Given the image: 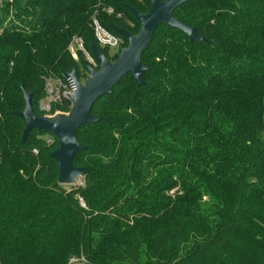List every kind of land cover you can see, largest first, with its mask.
I'll use <instances>...</instances> for the list:
<instances>
[{
    "label": "trees",
    "instance_id": "16d2710c",
    "mask_svg": "<svg viewBox=\"0 0 264 264\" xmlns=\"http://www.w3.org/2000/svg\"><path fill=\"white\" fill-rule=\"evenodd\" d=\"M128 5L145 12L150 0L0 3L1 263L264 264V0L175 7L201 39L155 27L144 83L124 74L78 127L80 185L58 183L53 135L33 128L21 141V86L42 114L45 78L72 68L80 78L91 64L71 54L73 37L116 58L127 40L115 27L140 26ZM94 17L120 36L112 53Z\"/></svg>",
    "mask_w": 264,
    "mask_h": 264
},
{
    "label": "water",
    "instance_id": "95a60500",
    "mask_svg": "<svg viewBox=\"0 0 264 264\" xmlns=\"http://www.w3.org/2000/svg\"><path fill=\"white\" fill-rule=\"evenodd\" d=\"M187 0H150L149 9L140 12L128 5L132 14L139 20L137 32H131L123 27L115 29L126 38V45L122 46L114 59H109L104 52L93 48V56L97 65L89 64L83 82L80 81L75 68L64 71L63 76L72 87L68 95L72 102L68 112H56L53 115L37 114L32 106V94L25 87L22 92L25 100L24 108L17 113L25 120L21 141L24 142L33 128L45 130L53 135L58 145L50 153L58 167V183L62 185H76L83 174L85 167L73 164V158L87 146L78 142V127L85 122H92L98 116L91 112L93 102L103 93L112 90L120 78L131 73L137 85L143 84V71L146 66L141 62V54L148 47L155 27L165 22L180 28L190 40L203 38L195 26L189 25L173 15V9Z\"/></svg>",
    "mask_w": 264,
    "mask_h": 264
},
{
    "label": "built area",
    "instance_id": "2783aa9c",
    "mask_svg": "<svg viewBox=\"0 0 264 264\" xmlns=\"http://www.w3.org/2000/svg\"><path fill=\"white\" fill-rule=\"evenodd\" d=\"M3 0H0L2 3ZM108 11H111L112 8H108ZM93 27L94 34L100 45H107L115 48V50L121 44V38L111 30H109L106 26H104L96 17L93 18ZM77 49L82 50L87 59L90 61L91 65H97L94 57L87 52L85 49L83 42L80 37H73L71 42L69 43V50L74 57H77L76 51ZM72 92V87L67 79L64 77H46L44 81V95L40 97L38 100L37 106L42 114L45 115H53L56 112H61V109L57 106L63 100V98H68V95ZM69 99V98H68ZM81 183V179L78 181V184ZM78 259L71 257L70 262H76ZM0 264L1 261H0Z\"/></svg>",
    "mask_w": 264,
    "mask_h": 264
},
{
    "label": "rangeland",
    "instance_id": "374dc122",
    "mask_svg": "<svg viewBox=\"0 0 264 264\" xmlns=\"http://www.w3.org/2000/svg\"><path fill=\"white\" fill-rule=\"evenodd\" d=\"M10 11H12V9H9V12ZM138 28H139V26H138ZM80 50V49H79ZM115 50V48H112V47H110V49H109V53H112L113 51ZM82 51V50H81ZM76 55H78V50L76 51ZM88 72L86 71V74H87ZM85 76V75H84ZM84 76L83 75H81V77H80V81L81 82H83V79H84ZM263 104H264V98H263ZM61 112H68V110H62L61 109ZM263 135H264V132H263ZM39 137H44L43 135H40ZM46 137V136H45ZM51 138V137H50ZM49 140V139H48ZM48 143V142H47ZM49 143H50V140H49ZM57 147V146H56ZM56 147H54V149L56 148ZM33 152L34 153H37L38 152V148L36 147V146H34V149H33ZM81 184V183H80ZM80 184H78V185H80ZM69 186H71V185H64V187L65 188H68ZM80 205L82 206V207H86V205H85V203H84V201H83V199L82 198H80ZM79 260H81V261H83L84 259L83 258H81V259H79Z\"/></svg>",
    "mask_w": 264,
    "mask_h": 264
}]
</instances>
